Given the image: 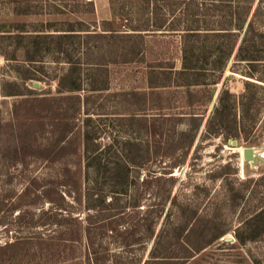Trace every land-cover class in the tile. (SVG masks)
Segmentation results:
<instances>
[{
  "label": "rangeland",
  "instance_id": "obj_1",
  "mask_svg": "<svg viewBox=\"0 0 264 264\" xmlns=\"http://www.w3.org/2000/svg\"><path fill=\"white\" fill-rule=\"evenodd\" d=\"M260 1L264 12V0H252L250 18ZM206 2L190 26L231 27L212 17L227 10ZM136 4L0 0V264H264V216L249 223L264 208V162L251 165L237 150L253 147L264 157V90L251 87L238 147L209 134L220 92L244 94L249 64H237V47L206 84L160 71L151 78V67L182 70L181 34L144 35L131 62L108 56L106 42L87 34L123 30ZM48 27L60 31L41 32ZM70 29L83 31L68 40L34 38ZM67 56L80 67L61 85L73 67ZM257 68L264 80V60ZM106 78L107 90H92ZM74 82L80 91L66 87ZM143 93L146 103L135 95ZM87 133L90 152L115 139L140 144L128 152L139 165L126 166L124 193L109 187L113 165L100 176L87 166ZM127 159L113 152L103 164Z\"/></svg>",
  "mask_w": 264,
  "mask_h": 264
},
{
  "label": "trees",
  "instance_id": "obj_2",
  "mask_svg": "<svg viewBox=\"0 0 264 264\" xmlns=\"http://www.w3.org/2000/svg\"><path fill=\"white\" fill-rule=\"evenodd\" d=\"M134 1L137 3V9L135 8L127 17L125 16L127 22L124 24L123 30H118L111 26L105 29L104 33L87 34L88 37L98 38L101 41H105L106 44L104 45V49L107 51L108 56L115 54L125 58L122 62H131L132 59H134V57L131 58V55L136 54L134 48H137V41L139 39L143 40L144 35L154 34L167 36L181 34L183 42L182 70L175 71L172 67L169 69L159 67L161 69L156 70L154 67H151V78L157 71H160L161 74L170 75V78L175 75L178 77L196 76L197 82L194 83L200 85L206 84L205 77L208 76L209 73L224 71L235 49L238 47L235 54L237 64H242L243 62L249 64L248 69L244 71L239 70L247 79L244 81L245 92L241 96H236L228 88L222 89L218 98V103L214 107L208 119L207 127L209 134L221 136L225 142L230 140H242L244 137L243 133L245 131V122L248 117L247 115L249 114L251 104L255 99V97L251 95V87L264 90V86L260 84V82H264V80L257 70V65L264 60V51L261 52V49H264V12L262 10L261 1L258 2V5L250 18V3L252 0H211L210 3L215 8L224 7L227 10L224 16L213 15L212 17L219 16L224 18L222 19L223 21L226 20L230 23L231 27L229 28H194L190 26L191 24L197 22L196 17L200 15L199 9L205 3H208L206 0L203 2H198L197 0ZM181 15L185 18L184 20H180L179 23L180 25L181 23H184L185 26H177L179 23H174L172 20H169L170 16L175 19ZM136 21H139V25L135 24ZM202 21V23H206L208 20L203 18ZM54 31L59 32L60 30L48 27L41 32L52 33ZM64 31L65 33L57 34L56 36H50L49 34L42 36L41 34H38L35 35L34 38L35 40H40L42 37L68 40L70 38H77L76 36L78 35L75 33L83 30L70 29ZM86 32L90 33L91 31L88 30ZM19 33V35H21L23 31H20ZM78 38L81 39V37ZM106 45H109L108 48ZM90 49L91 48L88 46V50ZM201 56L206 62L201 60ZM65 59L71 64V67H73L71 68V73L61 78V85H65V82L72 78L80 67L79 62H74L73 56H67ZM115 62H118V60ZM92 64L98 66V69L104 68L101 67L104 63ZM102 70L104 71V69ZM105 71H107V69ZM108 84V78H106L100 88L93 87L92 90H107ZM150 86L155 88L165 86V84L157 86L153 83V81H151ZM66 87L69 91L81 90V84L76 85L75 82L74 84H70V86ZM135 95L144 97V103L147 102L146 94L143 93ZM88 106L90 107L89 99H87V107ZM129 120L133 122L138 120V118L132 116ZM190 135H192V139L194 138L195 140V134L192 132ZM91 143H93V139L90 137L89 133H87L85 148L88 153H91L90 156H88L87 166L89 169L93 171V174L100 176V174H102L103 166L107 168L109 165H113L112 169L115 171L111 174L109 181L111 191L115 194L127 191V182L125 181L128 179L129 175L126 173L125 168L126 166L128 168L132 165H139V162H137L135 158H130L128 156V152L140 144H137L131 139L121 141L115 139L108 145H105L104 149L101 151L99 149L100 146L97 147L96 145L90 152ZM113 152L117 155H127L128 159L126 160V164L121 166L119 163H112V161L110 163V161L106 160V163L103 164L104 158H106V156H111ZM153 168L154 166H151V169ZM112 198L113 200H111L110 204H114L115 197L113 196ZM105 200L106 196L101 195L99 205L104 204ZM263 216L264 208L261 206L260 212L256 214L254 218L249 221V223L251 224L253 220ZM222 235L223 234H220L218 238ZM241 241L244 242V240Z\"/></svg>",
  "mask_w": 264,
  "mask_h": 264
},
{
  "label": "water",
  "instance_id": "obj_3",
  "mask_svg": "<svg viewBox=\"0 0 264 264\" xmlns=\"http://www.w3.org/2000/svg\"><path fill=\"white\" fill-rule=\"evenodd\" d=\"M229 143L234 146L238 147L239 142L237 140H230ZM243 148L242 158L245 162L250 163L251 165L258 164L259 162H264V157L261 153H259L255 148L253 147H240ZM228 240H230L228 238Z\"/></svg>",
  "mask_w": 264,
  "mask_h": 264
},
{
  "label": "bare ground",
  "instance_id": "obj_4",
  "mask_svg": "<svg viewBox=\"0 0 264 264\" xmlns=\"http://www.w3.org/2000/svg\"><path fill=\"white\" fill-rule=\"evenodd\" d=\"M237 150H239L241 153L243 152V148H239V149H237Z\"/></svg>",
  "mask_w": 264,
  "mask_h": 264
}]
</instances>
